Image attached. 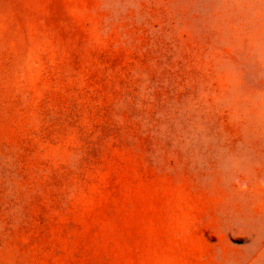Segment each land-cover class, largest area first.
Listing matches in <instances>:
<instances>
[{
  "label": "rangeland",
  "instance_id": "rangeland-1",
  "mask_svg": "<svg viewBox=\"0 0 264 264\" xmlns=\"http://www.w3.org/2000/svg\"><path fill=\"white\" fill-rule=\"evenodd\" d=\"M0 264H264V0H0Z\"/></svg>",
  "mask_w": 264,
  "mask_h": 264
}]
</instances>
